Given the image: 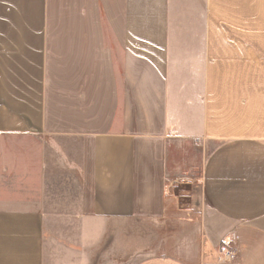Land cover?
I'll use <instances>...</instances> for the list:
<instances>
[{"label":"crops","instance_id":"0c3cea01","mask_svg":"<svg viewBox=\"0 0 264 264\" xmlns=\"http://www.w3.org/2000/svg\"><path fill=\"white\" fill-rule=\"evenodd\" d=\"M209 140L196 255L135 264H264V0H0V264L139 254Z\"/></svg>","mask_w":264,"mask_h":264},{"label":"rangeland","instance_id":"374dc122","mask_svg":"<svg viewBox=\"0 0 264 264\" xmlns=\"http://www.w3.org/2000/svg\"><path fill=\"white\" fill-rule=\"evenodd\" d=\"M218 144L219 141L209 140L196 144L175 143L169 147L167 216L148 225L155 239L149 248L119 262L135 264L148 253L188 259L196 255L199 226L195 220L200 215L199 207L196 205L200 204L201 196L199 178L207 157ZM130 226L135 228L137 224Z\"/></svg>","mask_w":264,"mask_h":264},{"label":"built area","instance_id":"2783aa9c","mask_svg":"<svg viewBox=\"0 0 264 264\" xmlns=\"http://www.w3.org/2000/svg\"><path fill=\"white\" fill-rule=\"evenodd\" d=\"M233 256H234V252L233 251H226L225 252V255H224V257L226 258V259H232L233 258Z\"/></svg>","mask_w":264,"mask_h":264}]
</instances>
